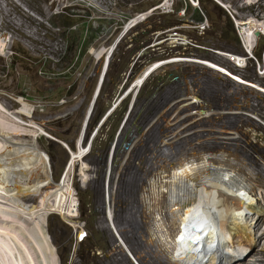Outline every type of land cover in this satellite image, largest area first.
<instances>
[{"label": "rangeland", "instance_id": "1", "mask_svg": "<svg viewBox=\"0 0 264 264\" xmlns=\"http://www.w3.org/2000/svg\"><path fill=\"white\" fill-rule=\"evenodd\" d=\"M251 2H239L235 7L236 0H0V38L6 42L1 36H9L0 49V105L4 108L0 122L3 114L20 132L38 133L39 144L50 157L54 179H60L70 158L64 143L76 150L92 107L81 145L90 143L83 161L93 179L79 180L78 162L73 175L78 214L72 219L78 220L79 226L68 225L60 215L50 216L49 229L61 264H132L126 249L133 254L131 260L139 264H172L154 250L148 238L143 193L160 164L152 148L157 150L156 144L165 134L163 119L174 111L181 116L187 113L173 105L188 87L199 92L194 102L209 105L207 116L192 121L186 131L182 125L180 140L168 148H180L181 139L186 143L194 139L196 150L204 152L224 150L229 145L237 159L247 162L237 170L247 174L251 169L264 179V89L253 82L264 84V39L259 37L264 35L254 36L251 55L242 43L248 26L242 25L247 22L244 16L264 22V6L256 11L261 16L254 17L249 13L254 10ZM136 8L143 12H134ZM244 52L247 59L242 57ZM212 56L230 64H221ZM158 63L162 64L108 115L96 139L92 132L98 115L122 100L142 70ZM194 106L192 114L197 113ZM161 109L164 117L158 115ZM90 136L92 141H88ZM162 173L166 175L164 184L173 179L168 172ZM110 181L111 203L108 192L106 200ZM3 191L0 204L7 208L0 206V222L14 226L19 219L9 212L12 202L8 199L20 198L21 192L6 197ZM191 204L190 197L186 206ZM109 211L113 221L106 218ZM167 214L171 216L169 210ZM165 219V226L171 227V218ZM19 224L23 227L24 220ZM12 226L9 228L14 230ZM11 229L0 228V264H15L12 241L5 240ZM80 229L86 232L81 241L77 238ZM255 229V244L231 252L225 264L264 260V218Z\"/></svg>", "mask_w": 264, "mask_h": 264}, {"label": "bare ground", "instance_id": "2", "mask_svg": "<svg viewBox=\"0 0 264 264\" xmlns=\"http://www.w3.org/2000/svg\"><path fill=\"white\" fill-rule=\"evenodd\" d=\"M244 1L246 2V0H236L234 6L239 7V2L243 4ZM250 5L254 10L251 9L249 13L259 18L261 15L257 16V10L260 6H264V0H252ZM244 17L247 22L242 23V25H248L244 32L245 44L249 48V37L254 36L250 34L251 28L258 26L256 25L258 21L253 17L251 20L248 18V21L247 17ZM3 34L5 35L1 37H6L7 34ZM4 43L6 42L0 38V45ZM212 58L221 64H230L219 57L212 56ZM144 71L136 78L135 86L141 83ZM253 82L264 89L263 82L259 80ZM252 87L258 88L255 85ZM187 89L173 105L175 110L180 107L185 108L187 113H182L184 114L182 116L174 114L175 111L171 115L167 113L166 118L163 119L167 125H164L165 134L162 136V140L156 144V146L158 145L157 150L152 148V153H157L155 155L160 158V164L151 175L148 181L149 185L143 193V203L147 208L145 212L148 210L146 213H148L150 226L148 238L151 240L154 250L165 255L172 264H225V260L231 252L250 249L251 243L255 244L257 237L255 225L264 218V179L260 178L261 174L258 176L251 169L248 170L247 174L237 170V166L247 165V162L240 158V155L238 157L241 160L237 159L231 149L228 150L227 147L232 148L229 145L223 147L222 144L224 150L217 148L215 151L204 152L197 151L198 147L192 143L194 139L188 143L181 139L183 144L180 148H168L173 146L176 140H180V133L184 132L182 125L186 131L190 123L194 124L197 119H205L207 116V106L209 105L202 100L200 103L194 102L193 99L197 98L199 92L193 91L192 87ZM154 100H158V98ZM192 106L197 109V113H194L195 116L191 111ZM0 107L3 109L2 105ZM162 109L158 115L164 117ZM165 111L167 112V110ZM1 115L3 119L0 122V189L4 190H2L3 195L6 193V197L7 194L10 197L17 196L21 192L20 198L11 197L8 199L10 203H14L9 212L18 217L19 223H23L24 220L23 227L18 226L19 223H15L14 226L11 224L3 226V222H0V228L7 231L11 229L9 226L14 228V230L11 229L12 234L10 233L11 235L6 236L5 239L12 241V252L16 255V257L13 255L12 260L15 264H58L56 252L52 248L46 247L44 227L41 221L45 222L47 213L57 211L68 224L74 227L79 226V221L72 219L76 218L78 214V210L73 212L78 198L76 188L73 185L72 166L76 160L80 159L78 160L80 166L77 173L80 177L79 180L81 182L88 181L90 178L89 167L86 166L82 157L84 146L79 147L77 140L76 150L70 149L72 153L70 163L72 165H67L65 171L63 170V175H60V179L54 180L53 167L46 151L39 144L38 133L31 132L27 135V133L20 132V129L15 128L7 116ZM185 117L186 120L183 124L182 120ZM207 130L205 129V131ZM233 131L231 130L232 133ZM45 133L44 131V135H46ZM212 138L218 140L213 135ZM128 148L126 151H130ZM23 150H28L29 153H23ZM204 150L206 151V149ZM26 163H28V167L25 166ZM113 167L114 164H111V169ZM162 172H168V176L173 179L164 184L162 178L166 175H162ZM111 181L106 187L109 203L113 199ZM190 197L193 204L187 207ZM28 199L35 200L32 208H28L29 203H26ZM220 200L224 203H221ZM69 201H71L70 204ZM168 210L171 216L166 215ZM110 212L108 216H110ZM165 217L171 218L173 221L171 227L165 226ZM20 234L24 241L19 236ZM30 241H33L34 246L30 245Z\"/></svg>", "mask_w": 264, "mask_h": 264}, {"label": "clouds", "instance_id": "3", "mask_svg": "<svg viewBox=\"0 0 264 264\" xmlns=\"http://www.w3.org/2000/svg\"><path fill=\"white\" fill-rule=\"evenodd\" d=\"M221 4V3H220ZM222 5V4H221ZM91 6V5H90ZM92 7V6H91ZM139 10V11H138ZM135 11H138V12H143L142 10H140V9H135L134 10V12ZM239 23V22H238ZM257 24L256 25H258L259 23L261 24V28L260 27H258V26H254V28H251V33L250 34H252V35H254V36H256V35H259L260 33H263V35H264V22H256ZM240 24V23H239ZM238 25V24H237ZM254 36H250L249 37V41H250V47H251V49H250V47L249 48H247L246 47V45L244 44V42H242L243 43V45H244V47H245V50H246V52L248 53V55H251V53L253 54V45H254V42H255V40H254ZM259 37H261V38H263L264 39V37L261 35V36H259ZM3 38H5L6 39V42H8V40H9V36H6V37H3ZM2 45H0V49L2 48L1 47ZM264 47V46H263ZM3 51V50H2ZM263 51H264V49L262 50V53H263ZM231 56H233V58H237L236 56H234V54L233 55H231ZM243 59H247V54L244 52V54H243ZM181 60V59H180ZM193 61L192 59H187V58H183L182 59V61ZM161 64H157V65H151V66H149L148 68H145L144 70H142L141 71V73L144 71V73H143V75H142V77H141V83L139 84V85H137V86H135V82H136V79L134 80L135 82L134 83H132L131 84V86L125 91V94H124V97H122V100L120 101V99L116 102V103H114L113 105H112V107H110L108 110L106 109V111H104V113L102 112L101 114H99L98 115V120L96 121V127L94 128V130H93V135H95V133H96V139H97V135L99 134V128H100V126L103 124V122H104V120L108 117V115L110 114V113H112V111H114L116 108H117V106H119V104L124 100V99H126V97H129V95L130 94H132V91L133 90H137L138 89V87L139 86H141L143 83H144V81L146 80V78L155 70V68L156 67H158V66H160ZM140 73V74H141ZM139 74V75H140ZM138 75V76H139ZM137 76V77H138ZM102 78V77H101ZM101 80V79H100ZM135 86V87H134ZM98 89H99V85H98V87L96 88V90H95V96H96V94H97V92H98ZM134 97H135V95H134ZM134 97H132V100H134ZM120 101V102H119ZM132 104V103H131ZM91 106H90V108L88 109V111H87V114H86V118L84 119V122H83V126H82V128H81V132H80V136H79V142H80V145H81V142L82 141H84V134H85V129H86V126L88 125V122H89V119H88V117H89V115H90V112H91ZM0 110H3L4 111V108L2 109L1 107H0ZM49 137V136H48ZM50 138V137H49ZM88 141H92V137L90 136L89 137V139H88ZM114 141H115V139H114ZM64 143V142H63ZM64 145H65V148L68 150V152H69V154H70V158H69V160H68V162L66 163L67 165H69V164H71L70 163V159L72 158V153H71V150L68 148V146H67V144L66 143H64ZM82 146V145H81ZM89 146H90V143L88 142V144L86 145V146H84V150H83V156L82 157H84L85 156V154L88 152V149H89ZM113 148H111V151H110V156H109V158H111V156H112V153H113ZM47 152V151H46ZM49 159H50V157H49ZM78 160H80V159H78ZM78 160H76L75 161V163L73 164V166H72V170H73V173H72V176L74 175V168H75V165H76V163L78 162ZM47 162H48V160H47ZM49 163V162H48ZM79 163V162H78ZM50 164H51V162H50ZM65 164V165H66ZM72 165V164H71ZM64 168V167H63ZM60 176V175H59ZM92 175L90 174V177H91ZM53 178H54V176H53ZM107 178H108V176H107ZM91 179H93L92 177L89 179V181L91 180ZM54 180H56V179H54ZM58 180V179H57ZM104 189H105V185H104ZM106 200H107V192H106ZM27 203H35V200L34 199H30V200H27L26 201ZM38 202V201H37ZM36 202V203H37ZM78 202V200L76 201V203ZM12 205H14V203L12 202V204H8V207H11ZM0 206H2V207H5V208H7L6 206H4V205H2V204H0ZM78 210V208H77V206L75 205L74 206V211L73 212H75V211H77ZM52 215H60V213L59 212H57V211H52V212H49V213H47L46 214V219H45V222L42 220L41 221V223L43 224V227H44V233H45V242L47 243V241L50 243V244H48V245H50V247L56 252V254H57V251H56V249H55V244L53 243V239H52V236H51V232H50V229H49V227H50V216H52ZM61 216V215H60ZM62 217V216H61ZM106 218H107V220H111L112 219V213L110 214V216H108V215H106ZM62 219H63V217H62ZM65 222H66V220L65 219H63ZM68 224V223H67ZM68 225H70V224H68ZM71 226V225H70ZM84 229H80L79 231H82L81 233H80V235H78L77 236V238H78V240H82L85 236H86V232L85 231H83ZM117 233V232H116ZM24 239V238H23ZM30 245H33V241H30ZM34 246V245H33ZM125 253H126V255H127V257L130 259V261L132 262V264H139L138 262H136L135 260L134 261H132L131 259H132V253L131 252H129L127 249H126V251H125ZM57 257H58V264H61L60 263V259H59V256H58V254H57ZM137 259V258H136ZM257 264H264V260H260V261H258L257 262Z\"/></svg>", "mask_w": 264, "mask_h": 264}, {"label": "trees", "instance_id": "4", "mask_svg": "<svg viewBox=\"0 0 264 264\" xmlns=\"http://www.w3.org/2000/svg\"><path fill=\"white\" fill-rule=\"evenodd\" d=\"M75 17H76V16H75V14H74V24L77 22V21H75Z\"/></svg>", "mask_w": 264, "mask_h": 264}]
</instances>
